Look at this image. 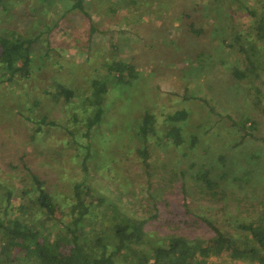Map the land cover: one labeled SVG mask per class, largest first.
Returning <instances> with one entry per match:
<instances>
[{
    "label": "rangeland",
    "instance_id": "1",
    "mask_svg": "<svg viewBox=\"0 0 264 264\" xmlns=\"http://www.w3.org/2000/svg\"><path fill=\"white\" fill-rule=\"evenodd\" d=\"M7 1L6 9L0 2V31L34 35L53 28L35 44L28 77L0 79V214L35 220L42 231L54 226L30 203L37 197L32 171L59 203L56 219L70 221L73 186L82 178L90 143L86 168L94 187L145 220L151 242L165 244L169 235L182 234L206 244L215 233L212 222L243 244L248 235L239 225L264 221V40L253 26L257 19L236 1L215 2L212 12L204 9L208 0H86L90 17L70 10L73 0H51L53 9L42 8V0ZM242 1L252 7L256 0ZM195 4L203 8L195 15L204 32L189 41L177 25ZM238 7L240 16L231 10ZM256 8L264 16V7ZM230 26L249 39L235 42ZM198 54L203 68L195 63ZM114 61L132 62L135 78L125 71L117 81L108 69ZM236 66L245 69L240 78L232 75ZM103 78L104 120L87 138L80 101L86 106L93 84ZM62 88L73 95L65 97ZM146 111L155 121L143 139L138 124ZM178 111L187 115L176 119ZM246 119L253 128L237 124ZM174 127L178 134L170 133ZM207 169L212 187L202 179ZM92 214L107 225L104 206L95 202ZM4 240L0 235L1 264L16 254ZM200 260L258 264L249 256L233 259L227 249ZM13 264L36 263L15 258Z\"/></svg>",
    "mask_w": 264,
    "mask_h": 264
},
{
    "label": "trees",
    "instance_id": "2",
    "mask_svg": "<svg viewBox=\"0 0 264 264\" xmlns=\"http://www.w3.org/2000/svg\"><path fill=\"white\" fill-rule=\"evenodd\" d=\"M42 1V8L48 4L53 9L49 3L51 0ZM128 1L132 4L136 2V0H127L125 3L127 4ZM235 1L246 10L248 16L257 19L253 26L259 38L264 40V16L260 15L259 9L256 8L257 4L264 7V0H256L252 7L246 6L242 0H208L204 9L213 12V3L227 2L231 6V3ZM0 2L5 9L9 6L7 0H0ZM74 9H79L90 17L86 0H73L70 10ZM197 10H203L200 4L193 5L190 10L184 9L180 16L177 27L188 36V38L184 37L186 40L193 35L201 36L204 32V29L196 24L199 17L195 15ZM231 10L236 16H240L239 7ZM64 14L66 13L63 12L61 15ZM214 18L220 19L218 13H214ZM230 27L235 33V42L249 39L245 38L243 31L238 30L237 32L234 27ZM52 28L51 26L46 31L39 30L40 32L37 31L34 35L20 33L10 27L2 29L0 31V79L14 81L17 77H28L33 68L34 46L43 35H50ZM213 31L222 32L219 27H215ZM251 34L252 32L247 33L248 36ZM46 42L49 44L48 41ZM230 44L233 45V43ZM255 48H257L256 45H252L251 51ZM252 53L250 56L254 54ZM195 63L203 68L206 61L201 60V54H198ZM108 69L110 75L119 82L123 80L125 71H128V74L134 78L136 75L135 65L129 61L108 63ZM231 72L234 77L240 78L245 74V69L236 66ZM107 91L108 82L104 78L100 79L93 84L92 91L89 93L91 100L88 104L83 106L85 99L80 101L83 111L86 112L84 135L87 138L94 129L101 126L104 120V101ZM61 93L67 98L73 95V91L66 88H62ZM77 114L79 111L76 110L75 116ZM186 115L185 111H178L173 117L178 119ZM154 121V115L146 111L138 124L139 136L143 139L148 138ZM248 122L253 124L249 119L237 122V124L244 130L253 128L254 126L250 127ZM170 133L178 134V129L174 127ZM86 149L87 154L83 157V169L81 170L82 178L73 186V200L69 205L72 215L70 221L66 223L56 219L55 211L60 208V205L45 187V180L32 171H30V183L33 184L32 190L37 193V197L31 199L30 203L37 207L38 212L41 211L44 214V221L47 220L45 222H51L54 226L42 231L37 228L35 220L25 223L19 217H11L7 212L0 214V235H3V239L5 238V244L11 246L16 252L12 256H6L7 264H13L15 258H30L36 264H201L200 259L224 249L229 251L233 259H243L249 256L252 261L264 264V221L262 218L239 225L248 235V239L246 238L243 244L224 234L212 222L208 223L215 233L206 244L191 240L182 234L169 235L165 244L151 242L148 239L151 234L145 228V220L128 215L122 210L120 204L114 203L104 195L105 193L99 192L94 187L91 173L86 168L91 150L90 143L87 144ZM140 152L144 155L146 162L147 149L143 148ZM202 179L208 187H212L215 182L209 177L208 169L202 174ZM26 192L29 190H25L24 194ZM6 194L11 204L12 191H7ZM88 197L91 199L88 200ZM115 199L118 202L122 201L119 195H115ZM95 202L105 207L108 222L104 228L101 227L104 225L98 222V219H94L92 214ZM61 224L62 227H60Z\"/></svg>",
    "mask_w": 264,
    "mask_h": 264
}]
</instances>
